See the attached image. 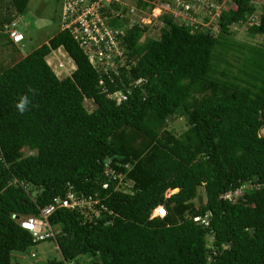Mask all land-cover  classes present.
Segmentation results:
<instances>
[{
    "label": "trees",
    "instance_id": "1",
    "mask_svg": "<svg viewBox=\"0 0 264 264\" xmlns=\"http://www.w3.org/2000/svg\"><path fill=\"white\" fill-rule=\"evenodd\" d=\"M258 1L226 0L216 34L168 10L152 36L147 25L114 17L125 61L115 57L108 72L61 25L48 42L0 66V264H264ZM29 2L0 0L7 11L0 30L13 20L19 27ZM132 3L141 12L155 5ZM244 21L252 40L238 41L232 26ZM4 34L15 51L26 47L25 34L18 44ZM58 48L75 63L63 77L47 59ZM121 90L130 93L119 101ZM176 117L186 121L179 133L168 127ZM69 190L91 208L59 205ZM48 205L54 233L33 240L16 216H40ZM158 206L164 216L153 214ZM45 240L60 256L39 262L31 251Z\"/></svg>",
    "mask_w": 264,
    "mask_h": 264
},
{
    "label": "rangeland",
    "instance_id": "2",
    "mask_svg": "<svg viewBox=\"0 0 264 264\" xmlns=\"http://www.w3.org/2000/svg\"><path fill=\"white\" fill-rule=\"evenodd\" d=\"M127 1L132 2L133 0ZM225 1L226 0L216 3L210 2V0H170V2H165V0H155V5L152 8V11H145L146 15L139 18V21L142 25L146 24L148 26L146 31L148 36H152L154 33L158 34L160 27L164 24L161 19V13L163 10H168L176 19L185 20L191 24H198V26L205 28L211 27L212 32L216 34L220 29L217 25L219 21V9L226 7ZM260 1L256 3L258 8L254 13V18L257 20L260 16ZM212 7L214 10H212ZM61 9L62 0H30L26 12L16 18L19 21L20 30L26 36L25 40L22 42L23 44H26V47L21 50L22 53L20 50L15 51L9 45L7 47V44L5 42L2 43L0 40V66L11 64L35 47L40 46L44 42H48L50 38L61 29ZM5 11L6 10H0V16L7 15ZM193 12L195 14H193ZM205 18H207V20H204ZM246 23L247 22L244 21L242 24L235 23L232 26L233 37L238 41L244 39L252 40V38L249 37ZM6 32L7 26H5L4 30H0V39L3 38L5 35L4 33ZM261 41L264 42V38L256 36V40L253 41V43H259ZM21 45L22 44L19 46ZM47 59L53 63L56 69L55 72L59 77L69 75L75 68L74 61L68 56L63 48L52 50L51 54L47 56ZM85 105L90 110L95 107L92 100H85ZM184 125H186L185 119L183 117H176L170 120L168 127L173 128L179 133L186 128ZM260 133L264 135V129H262ZM171 192H169V194ZM240 193L241 191H238V194ZM204 198V190L200 187L199 196L193 199V201L198 205ZM153 214H156V212ZM35 250L38 255V259H36L39 262H46L48 258L60 256V251L54 241L51 240L40 242Z\"/></svg>",
    "mask_w": 264,
    "mask_h": 264
},
{
    "label": "built area",
    "instance_id": "3",
    "mask_svg": "<svg viewBox=\"0 0 264 264\" xmlns=\"http://www.w3.org/2000/svg\"><path fill=\"white\" fill-rule=\"evenodd\" d=\"M113 3L118 4L120 8H113ZM123 6L127 7L125 12L122 11ZM109 10L112 11H110L111 14L107 12ZM145 15L146 12H141L140 9L135 7V4L127 0H63L61 28L71 32L73 38L87 51L89 60L94 67L108 72L109 67L113 69L116 66L115 57L119 56L121 63L125 61L124 46L121 44L119 37L120 33L123 32L116 26H112L110 21L114 17L123 21L127 19L128 26L138 24L140 27H144L146 24L142 25L139 18ZM7 33L13 42L17 44L24 39V33L19 29L15 20L7 26ZM100 83H103L102 79ZM128 93H130V90ZM128 93L121 90L116 94V98L119 101L124 100L127 98ZM55 200L61 206H78L81 209L91 208L90 206L93 204L90 199L78 197L72 190L68 191L66 198L57 197ZM54 209V205H48L41 209L40 216L19 217L18 221L23 228L32 233L33 240L44 239L54 233L48 220V216ZM155 212L156 215L164 216L166 208L158 206L155 208ZM201 220L202 222L205 221L204 219ZM35 255V251H31V256L34 257ZM64 264L78 263L66 261Z\"/></svg>",
    "mask_w": 264,
    "mask_h": 264
},
{
    "label": "clouds",
    "instance_id": "4",
    "mask_svg": "<svg viewBox=\"0 0 264 264\" xmlns=\"http://www.w3.org/2000/svg\"><path fill=\"white\" fill-rule=\"evenodd\" d=\"M62 10V9H61ZM69 56V55H68ZM72 59V58H71ZM154 212H155V210H154ZM156 215V214H155ZM159 216V215H158ZM16 218L18 219L19 218V216H16ZM196 218H200V217H196ZM202 219V218H201ZM32 251H35V250H32ZM35 253H36V251H35ZM20 264V263H19Z\"/></svg>",
    "mask_w": 264,
    "mask_h": 264
},
{
    "label": "crops",
    "instance_id": "5",
    "mask_svg": "<svg viewBox=\"0 0 264 264\" xmlns=\"http://www.w3.org/2000/svg\"><path fill=\"white\" fill-rule=\"evenodd\" d=\"M0 40H1L2 42H4V40H3L2 38H1ZM8 45H9L10 47H12L11 44L7 43V47H8ZM16 46H18V45L16 44Z\"/></svg>",
    "mask_w": 264,
    "mask_h": 264
},
{
    "label": "water",
    "instance_id": "6",
    "mask_svg": "<svg viewBox=\"0 0 264 264\" xmlns=\"http://www.w3.org/2000/svg\"><path fill=\"white\" fill-rule=\"evenodd\" d=\"M176 190H177V188L173 189L172 192H173V191H176Z\"/></svg>",
    "mask_w": 264,
    "mask_h": 264
}]
</instances>
